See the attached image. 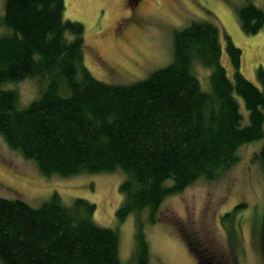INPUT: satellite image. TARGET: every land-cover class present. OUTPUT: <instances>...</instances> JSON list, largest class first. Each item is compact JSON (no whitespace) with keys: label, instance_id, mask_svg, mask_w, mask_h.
I'll list each match as a JSON object with an SVG mask.
<instances>
[{"label":"trees","instance_id":"obj_1","mask_svg":"<svg viewBox=\"0 0 264 264\" xmlns=\"http://www.w3.org/2000/svg\"><path fill=\"white\" fill-rule=\"evenodd\" d=\"M63 11L64 0H5L0 135L44 175L121 171L116 217L135 213L133 250L120 259L117 229L96 224V206L84 198L66 204L54 192L32 206L0 196V264H149L146 219L139 213L147 208V220L155 222L167 196L200 178H218L237 163L242 145L264 135V67L255 70L257 84L247 79L241 50L226 37L229 77L219 28L193 21L173 31L168 65L130 84L108 83L85 66L84 27L64 19ZM237 16L246 33L264 24L252 0H244ZM199 64L210 70L206 88ZM28 77L37 79L38 95L19 107L18 91L5 84ZM252 158L264 161V142ZM201 246L191 249L197 263L238 264L235 251L220 259Z\"/></svg>","mask_w":264,"mask_h":264},{"label":"rangeland","instance_id":"obj_2","mask_svg":"<svg viewBox=\"0 0 264 264\" xmlns=\"http://www.w3.org/2000/svg\"><path fill=\"white\" fill-rule=\"evenodd\" d=\"M252 1L264 12V0ZM4 2L0 0V17ZM134 2L64 0L63 18L84 27V64L97 79L115 84L144 79L172 61L174 30L193 21L208 20L219 28L220 61L228 76H232V67L225 50L226 37L241 50L240 72L258 83L255 70L260 65L264 67V24L256 33L242 30L237 10L244 0H140L138 3H144L135 17L138 24L129 25L120 38L123 21L117 24L129 14ZM3 33L5 27L0 21V34ZM198 66L196 73L202 88H206L210 70ZM37 84V79L28 77L5 86L18 91V106L24 107L38 95ZM237 99L247 116L241 98ZM263 142L264 135L242 145L237 163L218 178H200L167 196L157 208L155 222L147 220V208L139 213L146 219L149 264H207L197 263L191 250L201 244L203 249L216 251L220 259L226 256L223 252L235 251L238 264H264V161L252 158ZM123 176L121 171L44 175L33 160L8 146L0 135V196L40 206L56 192L66 204L76 197L94 203V222L117 229L119 255L125 262L133 250L136 215L130 213L117 220ZM239 203L243 205L233 209Z\"/></svg>","mask_w":264,"mask_h":264},{"label":"flooded vegetation","instance_id":"obj_3","mask_svg":"<svg viewBox=\"0 0 264 264\" xmlns=\"http://www.w3.org/2000/svg\"><path fill=\"white\" fill-rule=\"evenodd\" d=\"M140 0H135L134 4L131 5L130 8V12L127 16H125V18L121 19L117 26L123 21V23H121L122 26H120V30H119V35L118 37L122 38L123 35L125 34V32L127 31V29L130 27L129 25H134L136 26L138 23L135 20L136 15L138 14V11L140 9V7L142 6V3L144 2H140L138 3Z\"/></svg>","mask_w":264,"mask_h":264}]
</instances>
